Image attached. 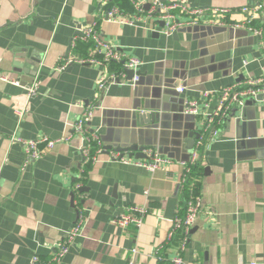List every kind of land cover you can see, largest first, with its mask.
<instances>
[{"label":"crops","instance_id":"0c3cea01","mask_svg":"<svg viewBox=\"0 0 264 264\" xmlns=\"http://www.w3.org/2000/svg\"><path fill=\"white\" fill-rule=\"evenodd\" d=\"M182 1L194 7L229 9L233 20L241 21L240 8L259 0ZM117 4L131 11L129 0ZM97 9L98 0H0V72L17 80V84L0 80V264H29L33 255L49 260L53 244L65 238L80 212L81 233L55 264H126L133 248L138 250L137 264H172L168 259L179 253L177 236L169 243L166 238L173 219L184 212L186 192L178 184L182 167L175 159L169 168L154 172L119 162H85L84 140L73 133L71 124L85 102L95 100L101 70L76 62L63 71L55 66L70 52L77 27L96 23L104 41L141 60L139 70L145 80L155 70L169 78L181 70L180 65L187 67L199 58L197 35L179 30L165 36L143 25L103 21ZM239 35L212 45L221 48L209 62L211 67L214 64L210 72L178 81L179 86L186 82L180 92L185 100H199L196 111L189 114L196 117L202 136L207 135L202 121L219 106V92L264 74L259 38ZM74 53L83 57L87 50L81 47ZM19 55L24 60L28 55L41 58L35 78L38 90L30 98L26 89L31 78L15 71ZM133 90L131 81L110 85L99 97L100 108L129 107ZM21 109L26 112L19 119L14 111ZM103 120L96 110L88 126L104 145L112 146L109 150H115V133L123 128L117 122L126 116ZM215 130L207 140L200 137L186 160L194 158L198 165L203 206L180 252L183 264H264V104L255 97L243 98V104L231 106ZM40 134L53 139L71 136L24 166L23 148L10 137L31 139ZM247 135L261 146L239 149L238 141ZM82 187L85 190L80 191ZM129 204L148 209L140 228L124 229L111 222ZM156 252L163 260H157Z\"/></svg>","mask_w":264,"mask_h":264},{"label":"built area","instance_id":"2783aa9c","mask_svg":"<svg viewBox=\"0 0 264 264\" xmlns=\"http://www.w3.org/2000/svg\"><path fill=\"white\" fill-rule=\"evenodd\" d=\"M131 11H126L120 8L117 0H98V18L103 21L140 26L147 28L151 32H156L165 36H170L172 33L181 28L206 24L214 26H224L232 29H245L255 37H258L260 44L264 49V0H259L251 6L240 8L239 13L243 16L241 21L233 20L231 10L226 8L215 7H194L190 6L182 0H129ZM145 6H147L145 8ZM85 48L87 54L79 57L74 51ZM81 63L98 65L101 69V74L96 82L95 100L85 104L83 112L71 124L73 133L80 136L84 140V145L81 148L85 162H119L126 165H133L144 168L149 172L157 170H165L169 168L175 161L172 158L160 154L155 148L147 147L143 150L145 158L135 159L127 156V154L106 150L99 134L91 130L88 122L91 119L93 112L97 108L99 97L110 85L114 84L115 79L125 80V68L137 70L142 62L136 57L129 56L122 52L117 45L111 42L104 41L98 32L96 23L89 26L79 28V33L74 35L70 42V52L56 66L55 70L63 71L71 63ZM116 68V69H115ZM135 75L132 79V85L137 81ZM0 80L3 82H11L17 84V80H10L8 76L0 72ZM39 81L34 80L26 89V97L30 98L37 93ZM185 87H178L177 91L182 92ZM262 94L261 102L264 104V74L255 79H249L243 85L234 83L231 86L224 87L219 92V106L211 113L209 123L205 127V131L211 126L210 135L216 133V125L224 121V117L217 119V122L212 126L211 122L216 115V112L225 104V109L228 111L231 106H241L243 98L256 97ZM209 95L204 93V97ZM199 101H190L188 112L194 113L197 109ZM82 105V103H80ZM26 109L15 110V115L20 119ZM71 135L62 136L60 138H49L44 134H40L31 139H23L19 136H11L10 141L18 143L23 148L24 166L39 159L45 152L52 150L57 144L69 141ZM194 163V158L189 162L178 161L182 167V178L178 181L186 192L184 202V212L182 215L176 216L173 219L170 231L167 234V243L171 242L177 236L179 253L168 259L172 264H183V259L180 252L186 247L189 239L190 231L202 213V199L199 193H193L188 189L190 164ZM148 209L146 205L129 204L123 208V212L112 219V223L121 227L140 228L147 216ZM84 224V216L80 212L75 224L65 233V238L53 244V254L47 261H42L37 255H33L29 264H55L59 262L66 254L70 244L80 235ZM137 248L131 250V258L126 264H137L135 255ZM157 260L163 258L157 255Z\"/></svg>","mask_w":264,"mask_h":264},{"label":"water","instance_id":"95a60500","mask_svg":"<svg viewBox=\"0 0 264 264\" xmlns=\"http://www.w3.org/2000/svg\"><path fill=\"white\" fill-rule=\"evenodd\" d=\"M179 30H193L196 33L200 48L198 59L191 61L187 67L180 65L181 70L173 71L169 78H163L160 76L159 70H155L151 79L145 80L139 68L137 70L125 68V80L115 79L114 84L132 81L135 75L138 77L137 81L133 84L134 90L131 105L126 108L111 109L100 108V103H97L95 111H101L104 122L109 121L105 120L107 117L109 119L112 116H126V120L117 122L123 128L117 130L115 133L117 137L114 138V141L117 144L113 146L114 151L125 153L127 156L135 159H143L145 158L143 150L146 147H152L160 154H164L169 158L186 162L189 156L193 154L200 137L207 140L208 136H210L211 126L206 131V136H202L201 131L196 129V117L193 114H189L188 110L190 107L188 101L177 91V88L180 87L178 81H184L188 78L210 72L214 64H212V67L209 64L213 63L214 54L221 48V46L215 47L212 45H218L224 39L236 38V35L240 36L239 33L247 34L248 32L245 29H232L206 24L189 26ZM178 31L171 35H176ZM78 33L79 28L77 27L73 36ZM153 33L155 34L156 32ZM117 47L122 51L118 45ZM24 59L21 55L17 57L15 71L27 74L31 78L32 83L37 76L41 58L38 55H28L27 59ZM181 86L186 88V82ZM101 96H103V93ZM255 98L262 100L263 95L258 94ZM250 103V101L245 102V104ZM227 116L228 111L225 109L224 104L216 112L211 125L213 126L217 122V119ZM209 119L210 115H207L202 121L204 127L208 125ZM255 144L261 146L253 135H247V138L243 137L238 141L237 145L241 149L254 146ZM104 147L106 150L112 148L111 145H104ZM180 152L184 153L183 157L179 156ZM204 170L207 172L208 168L205 167ZM79 190H85V188L82 187Z\"/></svg>","mask_w":264,"mask_h":264},{"label":"trees","instance_id":"16d2710c","mask_svg":"<svg viewBox=\"0 0 264 264\" xmlns=\"http://www.w3.org/2000/svg\"><path fill=\"white\" fill-rule=\"evenodd\" d=\"M85 49H86V47H85ZM190 169L191 170H190V174H189V179L187 182L188 184L186 185V187L188 189H191L193 191V193H198V190H199V188H198V172H199L198 165H196L195 163L190 164ZM185 195H186V193H185Z\"/></svg>","mask_w":264,"mask_h":264}]
</instances>
